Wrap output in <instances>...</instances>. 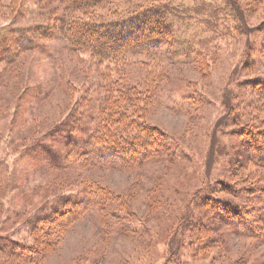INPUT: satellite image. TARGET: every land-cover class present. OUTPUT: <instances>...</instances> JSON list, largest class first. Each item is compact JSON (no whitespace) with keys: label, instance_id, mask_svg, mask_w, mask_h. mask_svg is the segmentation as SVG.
I'll use <instances>...</instances> for the list:
<instances>
[{"label":"rangeland","instance_id":"rangeland-1","mask_svg":"<svg viewBox=\"0 0 264 264\" xmlns=\"http://www.w3.org/2000/svg\"><path fill=\"white\" fill-rule=\"evenodd\" d=\"M59 2L0 0V247L36 245L32 220L85 185L112 208L84 209L39 264H264V168L237 156L264 100L251 88L264 78V0L153 1L173 14L171 42L116 64L32 33L53 23ZM108 75L141 92L122 108L157 128L167 154L128 166L71 159L61 125L93 130ZM254 116L264 128V104ZM77 134L70 143L82 145ZM37 144L60 154L48 159ZM228 181L242 192L223 189ZM23 259L0 249V264Z\"/></svg>","mask_w":264,"mask_h":264},{"label":"trees","instance_id":"trees-1","mask_svg":"<svg viewBox=\"0 0 264 264\" xmlns=\"http://www.w3.org/2000/svg\"><path fill=\"white\" fill-rule=\"evenodd\" d=\"M45 1L48 2V0ZM153 1L157 0H147L146 2L137 0H60L54 9L55 16L51 19L53 23L45 24L32 33L40 37V40L58 36L65 41L70 51L87 53L95 63H102L104 60L112 61L115 64L116 61L121 63L132 54L156 56L158 52H164L158 50L162 44L171 42L172 22L169 17L173 14L167 9V5L162 6L158 2L153 3ZM118 3L123 4V7L118 9ZM196 7V13L206 11L202 4H197ZM207 23L210 22L207 21ZM259 29L264 30V22ZM262 49L261 51L264 53V46ZM4 51L7 50H1V52ZM105 79H107V85L100 86L103 100L101 104L97 105L96 111L91 112L96 115L93 130L89 134L81 136L72 133V125H61L60 132L64 139L63 142L60 141L66 145H72L69 152L71 159L91 161L102 165L122 163L128 166L140 164L153 154L155 157L167 154L163 143L164 139L157 128L133 117L122 108V105L128 104L130 99L138 101L141 92H137L135 87L120 77L111 79L108 75ZM251 82H253L251 83L252 90L258 91L257 95H264V78H256ZM261 102L264 104V100L256 103L258 109L252 108V113L248 114L247 121L243 124L246 126L251 123L250 126H246V129L242 130L243 132L238 133L240 139L244 140L241 141L245 148L237 156L241 155L244 158L243 161L240 160L241 162H245V159L252 160L256 166L264 168V128L254 116L259 108H263ZM88 121H91L90 117ZM76 134L82 140V145L70 143ZM158 136L162 140H159ZM248 136L250 138L244 139ZM131 146L136 147V151L122 154ZM37 149L43 151L48 159L50 158L48 151L54 159L56 155L60 154L50 145L37 144ZM154 151L156 152L154 153ZM228 183H222L223 189L227 192L233 194L242 192V188H236L232 182L228 181ZM257 187V184L253 186L255 192H258ZM262 191L259 192L261 197H264ZM113 203L112 198H108L107 194L102 192L99 194L90 187L82 185V189L76 194L56 198L49 214L32 220L31 235L35 239L36 245H24L21 247L20 253L16 248L11 250L0 247V249L6 256L16 255V257L24 258L26 264H39L41 259L54 249L68 224L84 209L91 205L112 208ZM224 205L229 214L233 213L228 216L236 220L235 217L240 213L239 208L232 207L228 202H224ZM15 245L20 246L19 243H15Z\"/></svg>","mask_w":264,"mask_h":264}]
</instances>
